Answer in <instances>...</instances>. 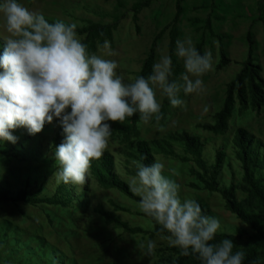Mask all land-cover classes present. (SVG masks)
Masks as SVG:
<instances>
[{
	"label": "rangeland",
	"instance_id": "obj_1",
	"mask_svg": "<svg viewBox=\"0 0 264 264\" xmlns=\"http://www.w3.org/2000/svg\"><path fill=\"white\" fill-rule=\"evenodd\" d=\"M136 1L20 0L29 10L43 13L46 18L56 21L63 20L67 23L75 22L83 25L88 20L101 24H114L119 19L114 41L110 44L111 50L116 55L105 58L118 61V74L123 76L126 82L136 79L154 39L172 23L177 12V0H154L152 5L144 9L139 16L141 29L139 33L133 23L131 11ZM119 2H122L124 7H120ZM182 6L185 12L178 26L181 33L179 39L190 36L196 48L203 41V51L210 50L213 53L214 68L202 77L206 86L203 94L189 96L181 94L187 103V111L170 106L164 124L156 123L155 120L144 124L140 120L141 137L150 141L160 140L172 132L183 130L201 136L206 142L211 161L214 160L216 149L223 147L226 151L227 159L223 169L222 184L226 187L231 184L239 185L243 179V171L233 148L234 133L238 128H245L264 142V108L259 112L240 113V106L237 105L234 118L230 121L229 131L224 136H216L199 128V125L214 123L215 114L223 108L227 85L241 72L249 56H252L262 67L264 78V23L260 21V18L264 19V13L260 10L261 7L264 8V0H185ZM208 19L213 23L216 36L211 35L206 29ZM2 25L3 20L0 19V37L3 39L7 33ZM220 40L223 42L230 63L226 68L218 71ZM169 43L168 31L158 44L157 61L161 55L169 54ZM97 55H104L103 47L99 48ZM178 59L184 69L183 61ZM157 98L162 106L165 97L158 93ZM205 105L208 107L207 113L202 111ZM16 132L17 135L28 133L24 128L16 129L13 135L17 140L20 138L15 134ZM49 134H37L31 139V143L36 146L40 144L45 153L47 145L45 139ZM9 143L0 142V148L8 146ZM119 147L118 143L110 139L105 150L115 154ZM45 157H47L46 153L43 158L36 156L34 158L37 162L29 164V161L19 162L0 155V182L7 180L21 186L23 174L27 169L31 170L33 165L38 167L52 165L51 162L45 161ZM50 157L55 159L52 155ZM31 159L33 158L27 160ZM41 159L43 164L39 163ZM157 160L166 165L165 175L181 185V199L200 198L209 209L210 216L220 220L221 232L234 233L245 229L250 231L227 209L226 202L220 194L199 191L191 187L194 178L189 166H183L179 161L172 159L158 157ZM128 178L130 181L132 176ZM85 189L87 200L68 210L13 203L0 205V243L3 244L0 250V264L6 263L4 260L11 239L14 238L13 233H17L15 237L25 243L30 241L34 249L38 246L35 240L42 239L43 246L52 248L66 257L58 264H67V261H74L76 264H156L159 262L161 252L172 248L166 241H160L158 236H133L118 230L108 225L94 212V208L99 203L110 208L108 201L113 199L134 212L135 215L121 213L128 221L135 226L152 230L154 228L152 220L137 214L142 212L139 203L131 201L118 191H104L96 187L92 181L85 186ZM238 197L242 200L245 195L238 192ZM150 239L157 240L158 243L154 257L144 256L139 248V245L145 244ZM247 244L246 238H238L234 248L241 250ZM42 263L45 264V260Z\"/></svg>",
	"mask_w": 264,
	"mask_h": 264
},
{
	"label": "clouds",
	"instance_id": "obj_2",
	"mask_svg": "<svg viewBox=\"0 0 264 264\" xmlns=\"http://www.w3.org/2000/svg\"><path fill=\"white\" fill-rule=\"evenodd\" d=\"M0 19L7 33L0 53V142L16 144V129L36 136L58 120L65 138L54 152L59 170L50 182L57 184H85L91 162L109 143L113 122L136 114L144 124L161 121L158 93L173 108L187 111L181 94H203L202 77L214 68L213 53L201 54L189 36L176 41L175 54L185 69L179 79L172 78L173 60L164 54L151 75L126 82L118 61L105 58L116 55L110 42L103 43L104 55L90 53L77 23H50L20 0H0ZM202 111L207 113V105ZM136 167L129 189L140 198L141 211L160 226V241L184 256L195 254L200 264H243L244 253L233 251V240L212 243L222 229L220 220L202 214L195 199H181V185L165 175L163 162ZM157 247L151 239L139 245L146 257H154Z\"/></svg>",
	"mask_w": 264,
	"mask_h": 264
},
{
	"label": "trees",
	"instance_id": "obj_3",
	"mask_svg": "<svg viewBox=\"0 0 264 264\" xmlns=\"http://www.w3.org/2000/svg\"><path fill=\"white\" fill-rule=\"evenodd\" d=\"M154 0H137L132 6V20L139 31V16L144 9L149 8ZM185 0H177V12L172 23L163 29L154 39L151 48L145 58L141 70L137 73L136 78L144 76L145 78L152 74L154 63L157 62V50L159 42L169 31V56L173 60V79H179L184 73V69L176 56V41L180 37L179 24L182 15L185 12L182 3ZM120 7H124L119 2ZM264 13V8L261 7ZM50 23L56 22L47 18ZM264 23V19L260 18ZM119 19L114 24H101L92 20L85 21L83 25H78L77 33L82 41L88 45L90 53L97 54L99 48L103 46L105 40L110 44L114 41V34L118 29ZM206 29L211 35L216 36L213 30L211 19L206 22ZM3 39L0 37V53L3 51ZM99 45V47H98ZM204 42L198 44L197 49L204 53ZM220 60L217 70L221 71L229 65L230 60L227 57L222 40H220L219 50ZM237 105L240 106L239 112L248 111L259 112L264 108V78L262 67L258 65L252 56L244 63L241 72L227 85L226 99L223 108L214 116V123L200 124L199 128L210 132L216 136H224L229 131L230 121L234 118ZM170 102L165 97L161 106L163 119L159 124H164L168 117ZM140 117L136 114L126 119L124 122H113L111 140L120 145L119 149L112 153L110 150H104L99 159L91 162L90 175L87 177L84 185L57 184L51 179L58 171L57 162L54 157L55 147L59 146L64 140L63 129L58 120L52 124H46L42 133H50L46 136L45 161L52 163L50 166L27 169L23 174L21 186L4 180L0 182V205L13 203L15 205L26 204L33 207L50 206L59 207L64 210L72 209L81 205V201L87 200L85 186L92 181L96 187L104 191L115 190L120 192L124 197L135 203H139L140 198L135 196L129 189L128 176H135L137 164L142 163L151 165L157 161L158 157L162 159H172L179 161L183 166H189L193 183L191 187L199 191H208L217 193L226 202L227 209L236 215L250 231L237 230L234 233L219 232L215 241L219 243L223 239H231L234 245L238 238H246L248 244L242 251L244 253L243 264H264V142L245 128H238L233 137V148L236 159L241 165L243 179L239 185L231 184L226 187L222 184L223 169L226 164L227 154L223 147L215 150L214 160L209 159L207 153L208 147L205 140L189 131H177L168 134L160 140H146L141 137ZM18 134L17 132L15 133ZM20 139L16 144L5 145L0 148V155L6 159H13L19 162H37L36 156L45 155L40 144L36 146L31 143L34 136L26 134L17 135ZM41 138V137H40ZM42 140V138H41ZM30 147V148H29ZM181 151V152H179ZM28 158H33L27 160ZM43 164L42 159L39 162ZM238 192L245 197L239 200ZM202 209V214L210 216L209 209L205 203L198 198L196 200ZM110 208L103 203L97 204L94 212L100 216L108 225L114 226L133 236H158L160 226L154 223V228L145 229L135 226L128 221L121 213L135 215L131 208L119 204L113 199L108 201ZM140 216L147 217L144 213L138 212ZM5 229V225L2 226ZM17 233H13V239L8 248L5 258V264H58L66 257L57 253L56 250L43 246L42 239L35 240L37 249H34L30 241L27 243L17 239ZM167 234V233H165ZM0 243V250L2 248ZM159 262L156 264H200L198 257L193 254L184 256L178 248H168L163 250L159 256ZM67 264H76L74 261H67Z\"/></svg>",
	"mask_w": 264,
	"mask_h": 264
}]
</instances>
